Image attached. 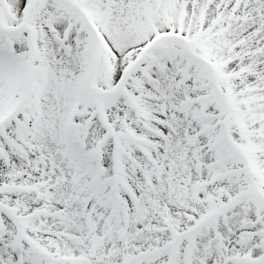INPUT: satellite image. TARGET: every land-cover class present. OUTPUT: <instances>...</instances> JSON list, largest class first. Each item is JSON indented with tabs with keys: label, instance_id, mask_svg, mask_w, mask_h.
I'll use <instances>...</instances> for the list:
<instances>
[{
	"label": "snow or ice",
	"instance_id": "snow-or-ice-1",
	"mask_svg": "<svg viewBox=\"0 0 264 264\" xmlns=\"http://www.w3.org/2000/svg\"><path fill=\"white\" fill-rule=\"evenodd\" d=\"M0 264H264V0H0Z\"/></svg>",
	"mask_w": 264,
	"mask_h": 264
}]
</instances>
